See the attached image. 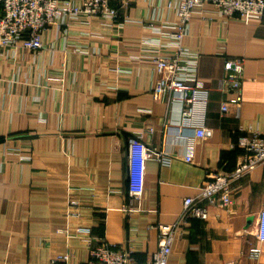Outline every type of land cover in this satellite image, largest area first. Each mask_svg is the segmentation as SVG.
Here are the masks:
<instances>
[{
	"label": "crops",
	"instance_id": "crops-1",
	"mask_svg": "<svg viewBox=\"0 0 264 264\" xmlns=\"http://www.w3.org/2000/svg\"><path fill=\"white\" fill-rule=\"evenodd\" d=\"M120 13L172 17L165 0H133ZM144 34L133 20L111 34L97 18L72 24L68 41L45 35L48 49L40 54L0 60V264H82L90 246L74 236L77 226L90 228L93 244L134 241L133 257L148 260L157 248L149 226L174 222L206 170L235 166L245 128H264V16L190 17L183 45L199 53L198 75L209 88L201 138L179 127L180 94L171 100L151 95L153 64L132 61L129 74L120 77L110 65L109 46L119 42L135 53ZM76 40L86 54L68 46ZM235 57L243 65L241 101L222 114L221 101L234 91L219 81L226 59ZM48 75L53 77L46 80ZM138 133L163 154L146 160L140 210L128 211L137 204L127 194L126 153ZM69 194L81 200L76 218L65 213ZM262 209L264 164L236 182L232 204H210L206 220L190 218L167 264H264V242L256 236ZM253 247L261 249L257 259L249 256ZM59 255L68 256L66 263L53 262Z\"/></svg>",
	"mask_w": 264,
	"mask_h": 264
},
{
	"label": "built area",
	"instance_id": "built-area-1",
	"mask_svg": "<svg viewBox=\"0 0 264 264\" xmlns=\"http://www.w3.org/2000/svg\"><path fill=\"white\" fill-rule=\"evenodd\" d=\"M132 3L133 0H0V60L5 58L7 63H15L14 54L37 55L46 51L48 44L43 37L52 33L68 41L69 28L75 23L89 24L99 18L105 22L111 34L119 35L122 25L133 20L146 34L140 38L135 53H130L119 42L109 46L106 54H110L112 58L110 65L120 77L129 74V64L132 61L153 64L156 79L150 88L151 95L154 98L169 99L172 94H180L182 106L179 127L192 128L195 137H203L209 88L198 75L199 53L183 45L190 17L195 13L202 17H218L223 20L262 18L264 0H165L166 7L172 10L170 19L159 18L155 14L137 19L122 15L120 9L129 7ZM89 36L110 42V37L100 33H90ZM79 42L84 44L85 41ZM68 46L79 53H87L79 48L82 46H79L77 40L68 43ZM224 66L226 74L219 84L229 86L234 93L221 101L222 114L232 105L239 106L243 80L241 58H227ZM51 77L53 76L48 75L45 79L49 80ZM111 88V85L108 86V90ZM112 91L116 90H110ZM237 145L242 153L232 169L206 170L197 191L183 198L181 211L174 222L149 226L155 231L157 248L148 260L140 262L133 257L137 250L134 241H129L124 247L113 243L93 244L90 228L77 226L74 236L90 246L89 258L82 264H167L172 243L190 218L206 220L209 216L208 205L226 207L232 204L236 182L264 164V128H245V133L238 139ZM162 154L160 150L148 148L141 133L130 138L126 153L127 194L130 202L135 201L137 205L134 209L129 206L126 210H140L145 162L150 158L158 159ZM20 158L24 161L29 156ZM190 159L186 156V160ZM80 207L79 197L69 194L65 206L66 216L78 217ZM256 236L260 242H264V209L259 213ZM260 251V247L251 248L248 252L250 258L257 259ZM67 260V255H59L53 262L66 263Z\"/></svg>",
	"mask_w": 264,
	"mask_h": 264
},
{
	"label": "trees",
	"instance_id": "trees-1",
	"mask_svg": "<svg viewBox=\"0 0 264 264\" xmlns=\"http://www.w3.org/2000/svg\"><path fill=\"white\" fill-rule=\"evenodd\" d=\"M240 148V147H239ZM89 258V257H88Z\"/></svg>",
	"mask_w": 264,
	"mask_h": 264
}]
</instances>
